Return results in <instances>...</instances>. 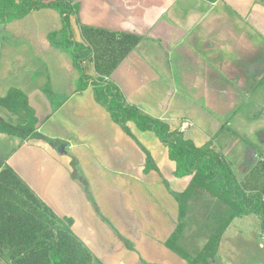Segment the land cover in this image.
I'll return each instance as SVG.
<instances>
[{
	"label": "crops",
	"instance_id": "1",
	"mask_svg": "<svg viewBox=\"0 0 264 264\" xmlns=\"http://www.w3.org/2000/svg\"><path fill=\"white\" fill-rule=\"evenodd\" d=\"M41 1L64 9L0 23L2 52L13 56L0 97L22 91L37 133L63 144L18 138L0 171L9 168L59 220H71L94 264H188L165 243L179 223L175 197L192 176L174 175L154 133L117 125L95 87L112 84L127 105L177 131L190 122L184 138L218 154L246 197L264 203V0ZM148 155L155 168L145 172ZM249 216L258 218L242 215L224 231L215 262L246 261L239 241L255 233L238 219Z\"/></svg>",
	"mask_w": 264,
	"mask_h": 264
},
{
	"label": "trees",
	"instance_id": "2",
	"mask_svg": "<svg viewBox=\"0 0 264 264\" xmlns=\"http://www.w3.org/2000/svg\"><path fill=\"white\" fill-rule=\"evenodd\" d=\"M49 7L60 11L64 9L59 1L45 3L41 0H0V23L7 24L26 17L36 9ZM82 80L86 83L88 79ZM95 99L127 133L128 122H133L139 131L154 133L168 149V157L176 165V177L192 176L187 189L175 197L179 205V223L165 243L168 249L188 264H208L206 258L193 260L185 256L176 245L183 227L181 219L184 216V201L196 190L207 192L224 201L230 210L226 221L211 237L210 251L213 257L221 236L237 217L255 213L264 233V203L261 195L254 194L247 198L229 165L218 154L197 148L192 141L186 140L182 133L172 129L167 123L127 105L122 93L112 84L100 81L95 87ZM0 107L19 119L16 125L0 120V134L15 136L21 141L34 137L46 140L55 147L62 146V142L46 139L37 133L38 119L22 91L9 89L0 97ZM72 165H77L74 160ZM152 168L155 167L148 155L145 172ZM24 197L34 199H23ZM66 222L65 224L59 220L35 199L9 168L0 171V257L6 259L7 264H94L97 261L95 257L73 235L71 220Z\"/></svg>",
	"mask_w": 264,
	"mask_h": 264
},
{
	"label": "rangeland",
	"instance_id": "3",
	"mask_svg": "<svg viewBox=\"0 0 264 264\" xmlns=\"http://www.w3.org/2000/svg\"><path fill=\"white\" fill-rule=\"evenodd\" d=\"M5 45H6V41H4L3 37L0 35V77L2 74V70L5 69L3 64L6 63V59L7 62L9 61L10 58L11 61L13 59V56L9 57L7 53L2 52V49L5 47ZM22 47L25 48L26 46H22L19 43L18 50L19 49L21 50ZM0 94H1V89H0ZM45 94H47V92H45ZM0 120H3L4 122L14 125L19 123V119L17 116L11 114L10 112H8L7 110L1 107H0ZM16 140H18V138L15 136L0 134V162H3V160L7 157V155L13 150ZM214 198L216 197L212 196L207 192L196 190L191 194V196L188 199L184 201L185 210H184V216L181 219V223L183 224V227L176 241L177 247L185 254V256L187 255L193 260L194 259L204 260L206 258V262L208 264H219L220 260L215 262V256L218 252V248L220 247V242H222L221 239L223 235L219 240V244L216 248V253L214 257L212 256V253L210 251V247H211L210 240L212 235L219 228V226L226 221L230 213L229 207L225 204L224 201ZM238 220L241 227H248L247 228L248 231L250 233L253 231L255 235H251L249 240L247 238H244L245 241L244 243L239 241L240 245L238 246L244 247L242 249V252L244 251L243 256L246 259V261L240 260L241 256L237 255L236 259L239 261L231 258V260H233L232 264H234V261H236L235 264H251L249 262L257 259H263L264 250L262 249L260 250L258 248V244L260 242L262 243L261 237L258 236L259 233L258 228H260L259 217L254 218V216H249L248 218L243 217ZM249 241L251 242L253 241V242L251 244H248ZM254 244H257V249L255 248L245 249V247H249L250 245H254ZM220 253L221 252H219V254ZM254 264H263V263L259 262Z\"/></svg>",
	"mask_w": 264,
	"mask_h": 264
},
{
	"label": "built area",
	"instance_id": "4",
	"mask_svg": "<svg viewBox=\"0 0 264 264\" xmlns=\"http://www.w3.org/2000/svg\"><path fill=\"white\" fill-rule=\"evenodd\" d=\"M190 126H191L190 122H188V121H183V122L180 124L179 132H180V133H184V132H185Z\"/></svg>",
	"mask_w": 264,
	"mask_h": 264
}]
</instances>
